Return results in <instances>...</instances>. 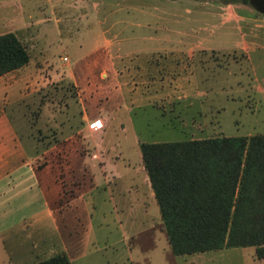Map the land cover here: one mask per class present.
<instances>
[{"label": "rangeland", "instance_id": "obj_1", "mask_svg": "<svg viewBox=\"0 0 264 264\" xmlns=\"http://www.w3.org/2000/svg\"><path fill=\"white\" fill-rule=\"evenodd\" d=\"M62 2L60 4L59 0H0V35L13 33L29 54V62L25 67L0 80V89L9 90L7 95H10L8 104H5L7 100L1 99L0 116L4 112L12 121L25 152L37 158L31 162V165L38 170L49 165L50 156L55 158L54 146L62 139L57 136L55 128L49 126L55 120L57 112L63 113L65 106L77 107L81 112V100L85 99V96L88 97L87 91L91 92V96H100L99 103H103L105 90L113 89L107 76L108 67L101 65L105 63V48L110 42L119 45L126 38L128 40L138 34L136 31L130 35L102 33L103 26L90 28L92 31L88 34L85 31L87 24L84 18H81L79 23L83 27H76L74 22L77 20L62 16L75 13L73 4H78V1L62 0ZM246 6L252 14L262 20V15L249 5ZM130 16L133 18L136 14ZM209 18L208 24L213 21V18ZM96 22L97 25L98 22L103 24V18L98 17ZM230 28L231 26L229 30L225 28L205 38L213 44L231 43L238 38L241 40L242 37L238 36L239 28L233 27L232 30ZM242 28L241 32L247 40V27ZM87 44L95 47L96 52L91 63L80 65L76 63V55L80 54V48ZM142 45V42L134 40L123 47L137 48ZM172 56L182 64L176 68L186 67L188 74L180 77V72L176 71V74L167 77V74L159 71V75L154 77L155 86L161 90L173 89L177 93L201 91L205 95L199 97L192 94L184 97L183 94H177L178 96L169 99V104L166 103V99H155L152 104L146 106L147 108L134 111L131 116L132 125L129 127L127 124L126 130L123 123L122 131L117 126L114 132L109 129L105 134V129L104 134H100L101 137L107 135V139L103 138V146L106 144L108 147L104 150L96 146L95 168L99 175L101 173L109 177L111 167L114 164L120 165L118 172L125 176L121 179L125 186L120 187L135 185L138 186L139 192L143 190L140 144L264 134V92L259 90V87L264 89L263 51L251 54L256 81L245 51L206 49L194 50L191 56L183 51ZM168 57L171 55L167 51H159L154 55L157 61ZM63 58L68 60L63 61ZM161 63L158 69L166 71V64ZM117 86L115 89L118 90ZM116 98L119 102L120 98ZM78 123L79 120L76 121L77 127H79ZM50 148L52 151L44 155V152ZM54 158L51 157L53 169L56 164L59 166L62 164L60 167L63 169L67 165H72L70 169H75L72 174L70 173L71 179L66 178L65 172H59L56 177V182L63 185L65 194L59 201L61 214L66 209L70 193L73 194V188L68 186L67 181L75 186L86 184L88 177L85 179L83 175L87 168L80 163L77 165L71 162L62 163ZM57 168L59 169V167L55 169ZM26 181L27 179L20 182L19 186L23 184L27 186ZM116 192L115 190V199ZM102 193L103 190L97 192L95 197L102 196ZM25 194L20 199H16L14 209L16 213L12 219L7 218L9 223L21 222L41 210V204L36 200H33L30 208H22L20 202L26 197ZM129 199L135 200V195H131ZM108 210L106 208L107 212ZM134 210L133 214L140 216L139 211ZM69 219H64L62 229L64 233L67 231L71 233L70 240L66 242L69 245L68 254L72 260L71 264H264V260L256 258L253 247L174 256L162 221L151 225L152 221L138 217L134 219L133 224H130L128 219L122 218L121 227L116 225L111 215L101 226L95 221V239L83 242L81 233L83 227L76 225L72 229ZM6 225L1 226L0 230L9 226ZM44 226V232L47 234L46 243H42L38 249H32L33 256H36L32 264L56 254H65L50 221L46 220ZM21 244V248L28 246L23 242ZM5 255L0 243V264Z\"/></svg>", "mask_w": 264, "mask_h": 264}, {"label": "crops", "instance_id": "obj_2", "mask_svg": "<svg viewBox=\"0 0 264 264\" xmlns=\"http://www.w3.org/2000/svg\"><path fill=\"white\" fill-rule=\"evenodd\" d=\"M74 1H78V4H73V9L76 12L69 15L62 13V16L77 20L74 22L76 27H83L79 23L80 19L84 18L87 24L85 31L88 34L92 31L90 28L93 29L96 26L99 28L103 26L102 33L107 34L130 35L134 31L138 34L128 40L126 38L119 45L110 42L105 48V63L101 65L108 67L106 69L108 71L107 76L110 78L113 89L105 90L103 103H99L98 98L100 96H91V92L87 91L88 97L85 96V99H80L82 103L81 112L77 107L70 106H65L63 113L57 112L55 120L49 126L55 128L57 136L62 139L57 141L54 146L55 158L50 156L49 165L42 170L33 168L31 162L37 158L25 152L21 140L17 137L15 126L9 117L2 112L0 116V210L2 211L0 212V229L5 224L9 226L0 230V243L2 251L6 254L1 264H32L36 260L32 249H38L42 243H46L47 234L44 232L46 220H49L53 225L54 233L69 260V245L66 242L70 240L71 233L69 231L64 233L62 229L64 228L62 223L66 218H70L69 225L72 229L76 225L83 227L81 229L83 242L95 239V221L97 225L101 226L105 224L110 215L116 225L118 224L120 227L123 225L122 218L128 219L130 224H133L136 217L152 221L151 225L161 221L159 207L143 167L142 184L144 187L139 192L138 186L135 185L120 187L125 186L121 180L125 176L118 172L120 165L114 164L111 170L109 169V177H107L97 173L95 168L97 162L94 160H97L95 154L97 147L104 150L108 147L106 144L103 146V138L107 139V135L101 137L100 134H104L105 129V134L109 129L114 132L117 126L122 131L123 123L126 130L127 124L129 127L132 125L131 116L135 110L147 108L146 106L152 104L155 99H166V103L169 104V99L177 94H183L184 97L192 94L199 97L205 95L201 91L195 93L178 91L177 93L173 89L161 90L155 86L154 77L159 75V71L167 74V77L176 74V71L180 72V77L188 74L186 67L183 69L176 68L182 64L177 62L172 55L183 51L191 56L194 50L206 49L245 51L249 67L256 81L254 68L251 64V54L256 51L264 52V16L262 15V20H260V17L252 14L246 5H222L215 0ZM59 2L60 4L63 3L62 0ZM84 3L87 5L85 6ZM131 14H136V17L132 18ZM98 17L103 18V24L101 22L96 24ZM209 17L213 18L210 24L207 20ZM261 22L263 24H256ZM230 26L231 28H239L238 36L242 37L241 40L238 38L231 43L213 44L205 38L225 28L229 30ZM243 26L247 27L248 30L247 40L244 39L245 36L241 32ZM134 40L142 42L144 46L123 47L134 42ZM159 51H167L171 57L157 61L154 55ZM95 52V47L85 45V47L80 48V54L76 55V63L88 65L91 63ZM160 62L166 64V71L158 69ZM4 76L0 77V80ZM115 86L118 87V90L115 89ZM259 90L264 92L261 87ZM8 93L9 90L0 89V105L1 99L7 100L5 104H8L10 96L7 95ZM116 97L120 98L119 102L116 101L118 100ZM77 119L79 120V127L76 126ZM95 120H100L102 126L93 131L88 126ZM83 123L86 125L84 126ZM108 144L111 145V143ZM50 151L52 148L44 152V155H48ZM103 156L105 157V155ZM51 157L62 163L71 162L75 165L80 163L87 168V171H84L85 175H83L85 179L88 177L86 184L75 186L67 181L68 186L73 188V194L70 193L66 209L61 214L59 201L65 194L63 185L56 182V177L59 172H65L66 178L71 179L70 173L72 174L75 169L71 170L72 165H67L64 170L63 167H60L62 164L60 166L56 164L59 169L56 170L55 166L53 169ZM25 179L29 185L19 186V183ZM22 186L24 187L22 188ZM101 190H103L102 196L95 197V194ZM115 190L117 191L116 199ZM23 194L26 197L20 202L22 208H30L33 200H36L41 204V210L34 212L33 215L21 220V222L9 223L7 218L11 217L12 219L16 213L14 212L16 199H20ZM131 195H135L136 199L130 201ZM106 208L109 209L108 212ZM134 209L139 211L140 216L133 214ZM20 224H22V229H20ZM22 242L28 246L21 248Z\"/></svg>", "mask_w": 264, "mask_h": 264}, {"label": "trees", "instance_id": "obj_3", "mask_svg": "<svg viewBox=\"0 0 264 264\" xmlns=\"http://www.w3.org/2000/svg\"><path fill=\"white\" fill-rule=\"evenodd\" d=\"M28 62L21 41L1 34L0 77ZM140 152L174 256L253 247L264 259V134L143 143ZM36 264L71 263L60 253Z\"/></svg>", "mask_w": 264, "mask_h": 264}, {"label": "water", "instance_id": "obj_4", "mask_svg": "<svg viewBox=\"0 0 264 264\" xmlns=\"http://www.w3.org/2000/svg\"><path fill=\"white\" fill-rule=\"evenodd\" d=\"M249 6L264 16V0H248Z\"/></svg>", "mask_w": 264, "mask_h": 264}, {"label": "built area", "instance_id": "obj_5", "mask_svg": "<svg viewBox=\"0 0 264 264\" xmlns=\"http://www.w3.org/2000/svg\"><path fill=\"white\" fill-rule=\"evenodd\" d=\"M63 61H67V58H63ZM101 126H102V125H101L100 120H95V121H93L92 123H90L88 127H89L90 130L95 131V130L100 129Z\"/></svg>", "mask_w": 264, "mask_h": 264}]
</instances>
